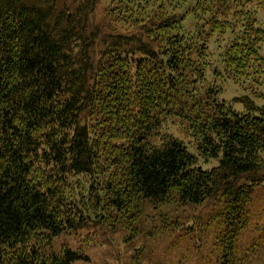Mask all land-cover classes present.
I'll return each mask as SVG.
<instances>
[{"label":"trees","instance_id":"obj_1","mask_svg":"<svg viewBox=\"0 0 264 264\" xmlns=\"http://www.w3.org/2000/svg\"><path fill=\"white\" fill-rule=\"evenodd\" d=\"M94 10L0 0V264L88 262L54 240L90 215L133 220L143 202L169 199L210 205L213 264H253L256 243L240 242L250 230L264 242V106L244 98L237 112L199 86L204 51L177 23L108 33ZM241 59L227 52L238 71ZM171 118L199 155L161 132ZM198 157L219 163L205 170Z\"/></svg>","mask_w":264,"mask_h":264},{"label":"rangeland","instance_id":"obj_2","mask_svg":"<svg viewBox=\"0 0 264 264\" xmlns=\"http://www.w3.org/2000/svg\"><path fill=\"white\" fill-rule=\"evenodd\" d=\"M200 1L91 0L95 5L92 23L104 32L133 35L140 34V29L175 22L176 29L193 35L204 51L199 86L213 88L217 99L237 112L246 110L244 98L264 106V0ZM231 48L242 58L240 71L226 61ZM161 132L183 141L191 153L199 155L198 139L187 122L171 118ZM206 160L198 157L205 170L219 163ZM210 210L208 203L183 206L169 199L155 206L143 202L133 220L120 213L106 219L90 215L84 228L57 237L54 248L58 253L69 248L89 257L88 262L74 264H213L214 234L205 225ZM258 240L259 232L250 230L240 249L244 251L255 242L249 261L264 264V242Z\"/></svg>","mask_w":264,"mask_h":264}]
</instances>
